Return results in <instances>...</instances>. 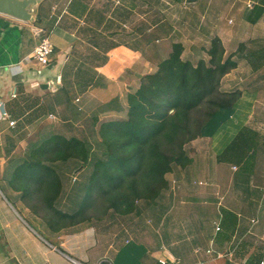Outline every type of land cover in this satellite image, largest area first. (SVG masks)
<instances>
[{"label": "crops", "instance_id": "crops-1", "mask_svg": "<svg viewBox=\"0 0 264 264\" xmlns=\"http://www.w3.org/2000/svg\"><path fill=\"white\" fill-rule=\"evenodd\" d=\"M162 1L156 0L158 7L153 8L147 0H40L33 22L0 13V101L16 121L11 127L0 118V183L38 230L59 242L51 244L22 223L0 191V264H161L174 259L182 264L179 242L169 235L179 231L176 220L188 209L216 219L208 231L198 220L193 223L202 239L184 250L183 264H264V0H207L203 5L177 0L184 4L183 17L197 20L198 34L178 29L176 15L159 8ZM152 11L154 16L148 18ZM147 21L153 23L147 27ZM36 28L50 35L55 48L47 68L31 60L40 41ZM214 37L222 40L227 54H236L238 63L222 80V90L241 91L242 97L187 146L191 164L173 167L167 175L169 187L156 202L141 201L130 215L110 212L103 220L53 234L13 189L8 172L15 173L32 149L54 135L85 141L91 158H96V150L103 152L100 126L126 118L129 94L144 76L157 71L173 44L183 45L184 60L198 63L209 59ZM51 117L54 120L45 122ZM244 130L252 135L251 158L247 163L220 160ZM20 148L26 151L20 154ZM52 167L62 186L56 207L66 205L68 197L66 212H72L68 169L60 172L62 162ZM167 221L171 225L164 232ZM152 224L156 229H150ZM211 247L233 257L208 255ZM201 253L206 258L197 262Z\"/></svg>", "mask_w": 264, "mask_h": 264}, {"label": "trees", "instance_id": "trees-1", "mask_svg": "<svg viewBox=\"0 0 264 264\" xmlns=\"http://www.w3.org/2000/svg\"><path fill=\"white\" fill-rule=\"evenodd\" d=\"M183 53L181 43L173 44L157 71L144 76L129 94L127 117L100 126V156L91 158L85 141L54 135L32 149L29 160L16 169L13 189L53 234L103 220L110 212L130 215L141 201L156 202L169 187L167 175L173 167L191 164L187 146L203 137L219 114L235 108L242 92L223 91L222 80L237 68L236 54H227L219 37L211 41L208 60L194 64L184 60ZM251 141L250 132L242 131L220 160L247 163L253 155ZM68 160L93 167L83 206L74 213L56 207L62 186L52 166ZM46 239L59 245L54 238Z\"/></svg>", "mask_w": 264, "mask_h": 264}, {"label": "rangeland", "instance_id": "rangeland-1", "mask_svg": "<svg viewBox=\"0 0 264 264\" xmlns=\"http://www.w3.org/2000/svg\"><path fill=\"white\" fill-rule=\"evenodd\" d=\"M161 1V0H159ZM179 1V0H178ZM181 1H184V0H181ZM206 1L207 0H199L200 4L203 5V4H206ZM202 2V3H201ZM156 3V0H147V5H149V7H158ZM155 6V7H154ZM184 7V4L183 2H178L177 3V0H163L162 1V5H159V8H161L162 10H164V14L165 15H168V13H172L173 15H176V20H175V23L178 27V29L180 30H183V29H186L188 28V30L192 33V34H198V32H195L194 31V27L197 26V23L194 25L195 21V18L192 19L193 17H190V18H187L185 19L186 17H183V13L181 14V10L182 8ZM158 8V9H159ZM158 9H155V10H158ZM149 10V8H148ZM196 11V9H194ZM154 16V11H152L149 15H148V18H152ZM169 16V15H168ZM234 17V20L237 21V17L238 15L237 14H234L233 15ZM149 20H152V19H149ZM143 22V21H141ZM141 22H136V25L138 23H141ZM134 23V22H132ZM153 23L151 21H147L146 22V25L147 27L150 26V24ZM225 24H227V20L226 22H224ZM203 38H204V35H202ZM202 41H200L202 44H205V41L204 39L201 38ZM208 60V59H207ZM195 64L197 62H194ZM78 72H83L82 70H79ZM133 93V92H132ZM127 117V116H126ZM52 120H54V118H50V119H46L45 122H50ZM47 124V123H46ZM91 133H87L85 134L86 137H89V139L91 138ZM4 136H6L5 134L3 135V139ZM38 136L37 133H35L33 135V139H35L36 137ZM32 139V140H33ZM101 139V138H100ZM92 141H94V138L92 137ZM102 142V141H101ZM253 149L255 150V148L253 147ZM26 151V148H20L19 149V152L20 154L21 153H24ZM98 155L101 154V150H96L95 151ZM30 155V154H29ZM62 164L65 165V167H62L60 168V172L62 173V171L66 168L68 169V175H67V179H70L71 182L68 183L67 187H66V191L71 192L70 193V200L71 202L73 201V206L71 209H73L72 212H69V213H74L76 211H78L82 206H83V202H84V199H85V195H84V191H88V188H89V184L86 183L87 181V177L90 176L92 170H93V167H90V166H85L83 165L81 162L77 161V160H68V161H63ZM68 164V165H67ZM59 171V170H58ZM11 174V185L13 184H16L15 182V176L16 174L14 173H9L7 175H10ZM20 186H22V184L20 183V181L18 182ZM85 183V184H84ZM85 186H84V185ZM79 189V192L81 193H77V190ZM0 191L2 194L5 195V200H8L10 203H11V209L12 211L14 212V214L17 216V218L22 222H25L27 223L30 227L32 226L34 229H36L40 235L42 234L44 238H48L49 236L42 232V231H39L37 226L35 225V223L33 222V220H31V218L29 217L28 214H26L25 212H23V210L18 207V206H15L14 203V200H13V196L11 195H8V192L6 191V189L4 188V185H2L0 183ZM161 198V197H160ZM159 198V199H160ZM67 201L68 203L65 205L62 204L60 207H59V210L62 209L63 212H66V211H69V206L71 203H69V200H68V197H67ZM75 207V209H74ZM68 213V212H67ZM179 220H176V223L179 227V231H177V233L173 234L172 235H169V237H174L176 236V239L175 241H178L179 244L178 246L176 247L177 251L179 252V255L181 257V262L182 264L185 263L187 261V257L184 255V250L186 248L190 249V248H193L194 247V243L196 244L197 241L201 240L202 238H200V230L196 229L195 225L193 224L196 220H198L200 222L201 225H204V227L207 229V231L210 229L211 227V224L212 222L214 221V219H216V216L213 215V214H208V215H205L203 213H201V211H190L189 212V209L188 211H183L182 212V215L179 216ZM199 218V219H198ZM22 222V223H23ZM156 224H152L150 225V229L154 228L156 229ZM171 224L169 223V221L166 222V226L164 228V232L168 231L167 228L170 226ZM31 227V228H32ZM203 232V230H202ZM194 235H197L196 237H193ZM164 239V238H163ZM210 236L208 235L206 237V244L209 245V241H210ZM169 240V238H168ZM167 242H170L172 243L173 240H169ZM214 247V245H213ZM174 248V247H173ZM205 249V248H204ZM205 257V254L201 253V255H198V260L197 262L200 260V259H204L202 257ZM193 264H197L196 262L193 263Z\"/></svg>", "mask_w": 264, "mask_h": 264}, {"label": "built area", "instance_id": "built-area-1", "mask_svg": "<svg viewBox=\"0 0 264 264\" xmlns=\"http://www.w3.org/2000/svg\"><path fill=\"white\" fill-rule=\"evenodd\" d=\"M35 34L39 35L40 41L38 45L36 46L35 50L33 51L31 55V60L38 65L40 68H47L50 66L52 61V55L54 53V45L50 39V35L47 34L46 31L42 29H35ZM16 95L12 94L11 98H15ZM0 118L2 121H9V125L11 127H14L16 125V121L11 120V116L9 113L5 110V103L3 101H0ZM257 220L253 219L252 223L255 224ZM221 231V225L217 224L216 226V232ZM234 245V243L232 244ZM233 252V251H232ZM208 255H212L213 253H216L217 258H224V257H233V253L227 252V253H220L216 252L212 247L206 251ZM161 264H180L179 260L174 259L171 261L161 260ZM199 264H204L203 261H201ZM244 264H247L245 262ZM263 264V263H262Z\"/></svg>", "mask_w": 264, "mask_h": 264}, {"label": "water", "instance_id": "water-1", "mask_svg": "<svg viewBox=\"0 0 264 264\" xmlns=\"http://www.w3.org/2000/svg\"><path fill=\"white\" fill-rule=\"evenodd\" d=\"M39 3L40 0H0V13L24 22H33V13Z\"/></svg>", "mask_w": 264, "mask_h": 264}]
</instances>
